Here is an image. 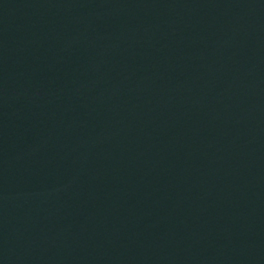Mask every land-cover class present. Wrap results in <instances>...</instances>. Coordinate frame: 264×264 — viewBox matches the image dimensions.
<instances>
[{
  "label": "water",
  "instance_id": "1",
  "mask_svg": "<svg viewBox=\"0 0 264 264\" xmlns=\"http://www.w3.org/2000/svg\"><path fill=\"white\" fill-rule=\"evenodd\" d=\"M0 264H264V0H0Z\"/></svg>",
  "mask_w": 264,
  "mask_h": 264
}]
</instances>
